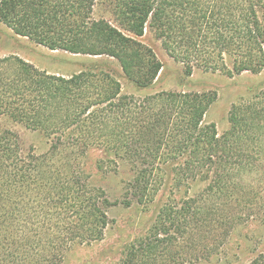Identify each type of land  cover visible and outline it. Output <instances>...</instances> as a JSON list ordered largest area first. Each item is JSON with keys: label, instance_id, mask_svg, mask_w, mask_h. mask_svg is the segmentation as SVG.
Listing matches in <instances>:
<instances>
[{"label": "trees", "instance_id": "1", "mask_svg": "<svg viewBox=\"0 0 264 264\" xmlns=\"http://www.w3.org/2000/svg\"><path fill=\"white\" fill-rule=\"evenodd\" d=\"M0 22L50 50L112 58L138 88L162 68L145 33L186 75L264 68V0H0ZM215 98L136 96L106 71L64 75L0 57V115L49 139L42 153L24 151L16 132L0 129V264H62L73 246L104 237L111 206H148L168 169L184 194L159 206L117 264H196L216 253L264 211V85L231 104L221 133L203 122ZM91 147L105 154L99 168H130L121 199L87 181ZM191 183L200 186L190 192ZM246 264H264V251Z\"/></svg>", "mask_w": 264, "mask_h": 264}, {"label": "rangeland", "instance_id": "2", "mask_svg": "<svg viewBox=\"0 0 264 264\" xmlns=\"http://www.w3.org/2000/svg\"><path fill=\"white\" fill-rule=\"evenodd\" d=\"M99 7L96 6V15L106 13L103 7L101 9ZM141 39L154 49L162 63L157 79L146 88H138L129 82L112 58L50 50L32 42L27 37L14 34L1 22L0 57L17 55L40 69L64 75L83 70L106 71L119 80L122 92L136 96L162 89L215 91L216 98L206 111L203 122H213L218 133L228 126L227 113L231 104L249 97L264 85V68L257 73L244 71L232 76L194 69L190 75H186L183 73L182 66L168 57L159 42L149 33H145ZM3 128L11 129L18 134L24 151L32 149L35 153H42L49 146V139L43 132L27 129L22 124L0 115V129ZM104 159L105 154L101 149L91 147L81 160L82 169L91 185L101 187L111 201L119 200L122 198L125 182L131 178V170L123 163L118 164L117 167L106 164L109 167L99 168L98 164ZM173 178V173L168 169L154 200L146 207L137 203L129 207L121 204L111 206L108 212L113 220L104 237L90 244L73 246L66 252L62 264H117L125 247L147 229L159 206L170 195L179 198L184 194L185 187L176 189ZM198 184L191 183L189 191L193 192L197 189L200 186ZM263 251L264 211L236 225L216 253L196 264H246Z\"/></svg>", "mask_w": 264, "mask_h": 264}]
</instances>
